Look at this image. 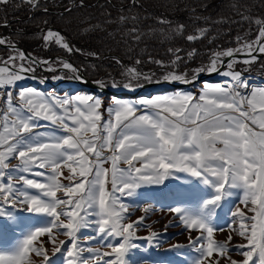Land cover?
<instances>
[{"label": "snow or ice", "instance_id": "snow-or-ice-1", "mask_svg": "<svg viewBox=\"0 0 264 264\" xmlns=\"http://www.w3.org/2000/svg\"><path fill=\"white\" fill-rule=\"evenodd\" d=\"M10 2L0 0V5ZM23 3L30 5V10L40 7V0H23ZM66 11L70 12L71 8ZM240 15L241 21L258 26L256 39L241 43L243 37H237L238 47L211 53L208 64L195 69L191 83L205 72L218 73L230 80L204 82L198 96L176 91L171 95L142 97L135 102L113 97L106 110L107 119L101 98L94 95L61 97L33 88H21L16 93L14 88L25 79L21 73L35 71L25 61L34 65L49 62L36 60L18 50L14 43L0 39V46L16 53L0 61V96L5 97L6 105L0 111V217L15 222L12 209L19 207L47 218L42 226L29 229L10 254L0 253V264H51L46 245L50 243L55 254L68 242L65 264H100L103 257L113 254L115 261L108 260L106 264H126V253L136 247L131 239L144 217L124 222L129 209L121 197L135 195L144 185L162 184L176 173H188L214 190L196 211L181 207L168 209L186 229L199 233L190 237L193 246L199 244L196 251L200 255L195 264H222L224 260L227 264H250V261L264 264V87L253 88L250 95H245L240 89L247 88V82L240 72L232 70L238 54L249 57L243 60L245 64L256 61L257 54H264V19ZM136 20V16L119 17L120 25L129 21L135 25ZM158 23L172 22L161 18ZM185 28L178 23L173 30L183 33ZM207 32V28L197 29L186 40L202 39ZM124 34L136 41L142 36L135 26ZM53 38L57 44L72 50L58 32L49 29L43 35L45 42ZM169 51L176 56L173 65L183 61L179 55L182 49ZM195 54L193 50L188 57ZM154 62L162 68L170 67ZM225 63L228 70L221 72L218 65ZM62 68L78 71L66 62ZM126 76L127 83L113 82L111 87L134 91L142 87L137 83L141 78L151 82L149 74L135 67L127 68ZM163 82L190 83L186 75L175 70L168 72ZM96 83L101 89L108 86L100 81ZM41 120L48 121L53 130L39 131ZM13 159L18 163L12 164ZM106 161L110 162V168L105 167ZM121 163L127 167H120ZM33 168L44 170L34 175L44 177L45 182L25 175L32 173ZM109 177L111 192L106 188ZM32 189L38 190V194H33ZM235 189L242 193L240 204L253 213L249 217L237 206L231 214L234 221L239 220L238 229L233 232L247 241L246 245L238 246L241 250L248 249L242 251L241 261L229 255L228 241L232 235L226 241L215 240L214 232L218 229L212 223L221 200L233 196ZM144 211L147 213L150 207ZM93 224L97 225L100 242L111 248V252L82 247L81 231ZM60 235L65 239H59ZM156 235L151 232L149 242ZM116 237L120 241L113 246L110 241ZM95 238L84 237V240ZM85 252L92 255L85 258ZM32 254L42 259L34 260Z\"/></svg>", "mask_w": 264, "mask_h": 264}, {"label": "rangeland", "instance_id": "rangeland-1", "mask_svg": "<svg viewBox=\"0 0 264 264\" xmlns=\"http://www.w3.org/2000/svg\"><path fill=\"white\" fill-rule=\"evenodd\" d=\"M54 5V4H50ZM46 4H41V8H45ZM41 17H32L31 23L36 21L35 23H41V29L36 32V35L40 37L38 44L42 48L51 49V53L48 55H40L33 56L35 59L39 61H48V64L34 65L31 64V61H25V64L29 67L35 69L34 72H29L27 74L21 73L25 75V79L18 82V86L14 88V91L18 93L21 88H33L39 92L44 94H55L57 96H73V95H94L102 100V105L104 109V117L108 118L107 108L111 105L113 97L120 98L122 100H127L131 102H135L139 98L142 97H153L156 95H171L176 91H187L192 92L199 95L200 89L204 82L210 83H224L226 80H230V77H225L218 73L215 77H210L204 81H200L198 83H192L186 87H176L169 88L165 83H157L149 86H142L137 88L136 90H127L123 87L113 88L111 87L113 82H117L120 85L127 83L126 69L135 67L137 70L143 74H149L152 80H161L163 82L164 76L170 72L175 70L179 74H184L188 77V79L193 78V74L195 69L206 66L209 62V57L204 63L197 64L191 68H187V66H180V62L178 65H173L172 61L176 59V56L173 55L169 49H179V47L169 46L167 51L164 52V56L162 59H158L157 61L162 62L164 65H170L168 68H162L160 64H156L154 68H147L142 65L141 62L136 64L125 63L124 65L117 58H113L114 61L119 64L118 73H116L114 78L110 80H106V85L110 86L113 91H121L127 90L130 95L126 96H118L116 93H104L102 91H90L85 87H80L74 81H72V74L76 75V72H73L71 69H63V63H69L72 65L74 69L80 70L75 64H73L65 55L61 54L62 51L69 52L68 49L62 47L60 44L55 42V39L45 42L43 40V35L47 33L49 29H52L54 32H58L66 42H68L67 38L64 36L59 28L55 27L50 20H45L43 15ZM39 19V20H38ZM161 18H156V22H151L149 24L142 23L139 19L136 20L135 23H138L135 27L139 29V32L142 34H148L150 32L157 33L162 37H170L173 33H176L173 29L177 24H162L158 23ZM164 19V18H163ZM167 20V19H164ZM34 23V24H35ZM150 25V26H149ZM147 26H149L147 28ZM148 29L146 32L143 29ZM203 27H197L190 32L189 34H195L197 29ZM126 32V31H125ZM187 34V35H189ZM258 34V26L255 31V34L247 39L241 40V43L244 41H254ZM186 35V36H187ZM131 37V36H129ZM0 39H5L11 43H15L10 40L9 37L0 35ZM16 44V43H15ZM69 44V42H68ZM70 45V44H69ZM18 46V45H17ZM3 47V46H0ZM4 52L0 51V61L7 60L10 55H15L16 53L7 46ZM71 49L77 50V48L71 46ZM238 44H234L233 46H226L220 50L228 49V48H236ZM20 50V47L17 48ZM77 51H80L79 49ZM92 55L88 52H83ZM189 53V52H188ZM179 55H181L179 53ZM238 62L233 64V71H237L241 73L243 80L245 77H251L250 83H247V88L240 89L242 93L245 95H250L253 88H261L264 87V80H261L260 75L264 74H256L251 72L248 69V65L243 63V59L237 58ZM119 61V63L117 62ZM17 64L20 63L19 58L17 57ZM258 65V64H257ZM2 66V65H0ZM55 69V71L51 70ZM226 63L220 69L221 72L227 71ZM81 71V70H80ZM83 74V73H82ZM210 75V74H209ZM55 77H59L56 79ZM99 81V80H97ZM96 81V82H97ZM141 78L137 83L142 84L147 82ZM101 82V81H100ZM262 82V83H260ZM5 97L0 96V111H3L6 105L4 104ZM41 127L38 129L43 132L52 131V126L48 121L41 120ZM63 130L61 129L60 132ZM59 134V133H58ZM12 164H17L18 161L13 159L11 161ZM139 166V164H137ZM105 167L110 168V162H105ZM120 167L126 168L127 165L121 163ZM37 171H44L39 168H33L32 173H26L25 175L30 179H36L41 182H45L44 177L35 176L34 173ZM65 175H67V170L65 169ZM67 183V181H64ZM106 188L109 192L111 189V182L109 177V182L106 185ZM33 194H38V190L32 189L30 190ZM234 195L230 197H225L221 200L219 207L216 208L215 215L212 218L213 225L218 229L214 232V239L217 241H226L229 235H232V240L228 241L230 252L229 255L232 259L237 261L243 260L242 251L248 250L247 248L239 249V245L247 244V241L236 235L233 232V229H238L239 220L235 221L232 218V212L235 211L236 207H241L242 210L246 211V214L250 217L253 213L247 211L243 205L240 204V198L242 197V193L240 190L235 189ZM214 190L208 186L202 185L196 178H193L188 173H176L173 176L167 177L164 183L159 185H144L141 188L136 190L135 195L123 196L121 197L122 202L128 207L129 212L125 214L124 222H134L139 217H144L143 222L140 226L135 230V235L131 239V243L135 244V248H131L125 255L126 264H195V261L199 257V253L196 251V248L199 247V244L195 246L192 245L190 237H196L199 235L198 232L191 231L186 229L184 225L180 222L179 218L168 211L171 207H181L188 208L192 211H196L202 202L206 199H209L213 194ZM58 195L62 196V193H58ZM119 195V193H116ZM10 208V206H5ZM150 207V211L145 213L144 208ZM15 222L10 221L7 217H0V253L4 255H8L11 253L13 248L16 245L18 240L23 239V236L29 229H34L35 227L42 226L46 222V217L43 214H35L28 213L23 211L21 208L12 209ZM89 219L95 220L98 217H90ZM250 223V221H248ZM156 232L157 235L155 238L149 242L148 237L151 235V232ZM81 243L84 248H92L99 249L101 253L108 251L111 252V248L107 247L104 243L100 242V237L97 235V225L93 224L91 227L87 229H82L81 231ZM84 237H96L95 239L85 241ZM46 239V238H43ZM59 239H65L63 235L59 236ZM120 241L119 237L113 238L110 243L115 246ZM203 243V242H201ZM70 246V242H68L65 246H62V251L59 253L53 254L51 249L52 245L48 243L46 245V250L49 254V259L51 264H65L66 261V251L67 247ZM33 255L34 260L42 259L36 258ZM85 258H88L90 253L85 252ZM115 255L103 257L100 261V264H106L108 260L115 261ZM254 260H258V257L254 256ZM222 264H227V261H222ZM250 264L252 262L250 261Z\"/></svg>", "mask_w": 264, "mask_h": 264}, {"label": "trees", "instance_id": "trees-1", "mask_svg": "<svg viewBox=\"0 0 264 264\" xmlns=\"http://www.w3.org/2000/svg\"><path fill=\"white\" fill-rule=\"evenodd\" d=\"M40 3L47 5V12L45 8L30 10L31 6L23 0L0 5V35L9 37L35 56L48 55L51 49L42 48L38 44L40 37L36 35L41 23H31L32 17L43 15L62 31L71 46L80 50L62 51L61 54L85 77L101 82L118 73L119 64L113 58L123 65L136 64L135 59H138L144 67L154 68V61L162 59L169 46L182 49L180 56L184 59L180 66L189 69L204 63L211 53L233 46L237 37L247 39L255 34L257 25L241 21V13L253 20L264 18V0H40ZM68 8H71L70 12L66 11ZM120 16H136L145 24L164 18L186 28L183 33L176 32L170 37H162L154 31L145 33L136 41L124 33L138 23L133 25L129 21L120 25ZM197 27L207 28V35L187 41L186 35ZM147 30L143 29L144 32ZM5 50L6 47H0L1 52ZM193 50L196 54L189 58L188 52ZM247 67L253 73L264 74V54L257 56ZM260 78L264 80V75Z\"/></svg>", "mask_w": 264, "mask_h": 264}, {"label": "water", "instance_id": "water-1", "mask_svg": "<svg viewBox=\"0 0 264 264\" xmlns=\"http://www.w3.org/2000/svg\"><path fill=\"white\" fill-rule=\"evenodd\" d=\"M15 45H16V48H18L17 44H15ZM20 50H23L24 53H26L27 55L31 56L24 48H20ZM260 55H262V54H257V56H260ZM242 56H244V55L243 54H238L237 58H240V60H242V58H241ZM31 57L34 58L33 56H31ZM225 59H227V58H225ZM223 65L224 64L218 65L219 69H221ZM204 74L207 75L209 73L205 72ZM200 75H203V74H200ZM72 76H73L72 81L76 82L78 84V86L85 87V88L89 89L90 91H102L104 93H116V95H118V96L130 95L129 91H127V90H121V91H116L115 92V91H113L111 89L110 86H107L106 88L101 89L98 86V84L96 83V81H93V80L85 77L80 70H78L76 72V75L72 74ZM77 76L79 77V79L74 78V77H77ZM189 81H190V83L186 84V83H183V82H162L161 80H152L151 82L147 81L145 83H142L141 85L142 86H149V85H153V84H157V83H165L169 88H176V87H186V86L192 84L191 83L192 79H190Z\"/></svg>", "mask_w": 264, "mask_h": 264}, {"label": "bare ground", "instance_id": "bare-ground-1", "mask_svg": "<svg viewBox=\"0 0 264 264\" xmlns=\"http://www.w3.org/2000/svg\"><path fill=\"white\" fill-rule=\"evenodd\" d=\"M241 58L243 60L249 59V57H247L246 55L242 56ZM215 75L216 74H210V75L209 74H207V75L206 74H203V75H199L195 83H198L200 81H204V80H206V79H208L210 77H215ZM250 80H252L251 77H245V79H244V81H246L248 84L250 83ZM260 83H262V82H260Z\"/></svg>", "mask_w": 264, "mask_h": 264}]
</instances>
